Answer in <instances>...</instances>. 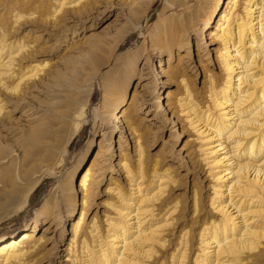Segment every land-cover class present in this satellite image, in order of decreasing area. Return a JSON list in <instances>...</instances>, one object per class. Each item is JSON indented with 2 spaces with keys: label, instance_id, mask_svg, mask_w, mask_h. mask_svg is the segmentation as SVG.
<instances>
[{
  "label": "bare ground",
  "instance_id": "obj_1",
  "mask_svg": "<svg viewBox=\"0 0 264 264\" xmlns=\"http://www.w3.org/2000/svg\"><path fill=\"white\" fill-rule=\"evenodd\" d=\"M171 1L173 0H168L169 6L172 4ZM222 1L208 0V14L204 18L203 26H208L210 21L218 16ZM3 2L10 6V9L11 6L16 8L17 5L26 6L27 3H32L34 6L40 4V0H3ZM228 2L229 11L220 18V23H217L216 18L215 32L214 35L212 34L219 42L215 53L222 64L221 78L213 83V90L210 91L206 101L200 102L194 99L188 91L184 95L176 94L174 97V102L180 107L185 121L197 133V139L200 141L198 149L207 166V174L212 180L208 206L215 214L204 218L201 223L197 232V248L192 264H252L253 261H260L262 264L264 262V0H229ZM50 3L51 5H40L42 11L38 14L40 17H37L41 19V23H36L47 27L46 30L50 33L53 27L57 26L64 33V40H67L66 31H71L74 36L76 28L80 27L79 20L96 9L99 0H51ZM16 10L9 12L14 23H18L20 17L24 20L28 19L29 13L36 12L26 10L28 13L24 14L23 10ZM197 11L194 10L193 13L179 11L180 13L175 14L171 12L163 18V23L150 37L151 50L158 54L166 53L167 67L175 68L171 70V75L181 80L184 77V67L177 65L178 53L176 54L178 61L175 65L169 66V62L173 48L186 47V52L188 51L190 34L198 32L200 39L203 38L202 30L193 20ZM134 28H139L138 24ZM6 32V28L0 27V92L6 96L0 98V122L5 125L9 122L6 120L9 111L5 103L11 100L13 103L25 105L20 112L24 115L20 117L25 122L24 128L30 127L32 132L42 131L40 140L37 136L32 137L33 141L40 142L37 146L42 147L36 152L37 159L28 163L26 159L30 151L27 149L21 155L22 163L13 157L4 169L7 170L12 166V174H0V196L3 202L13 203L11 209L13 211L5 215L9 216L27 204L31 192L38 185L42 175H51L54 172L51 160L67 151L69 142L86 122L92 85H94L92 80L96 72L90 73L84 84L78 87V91L75 82H70L67 91L61 97L58 91L51 88V81L59 73V68H52L53 62L50 63L48 58L37 61L31 57L33 50H36L34 42L29 44L22 40H7ZM125 36L126 34L121 35L118 41H123ZM69 39L73 40V38ZM208 41L210 42V38ZM202 42L199 43L205 47L207 41ZM70 44L69 49L72 47V42ZM134 52L131 53L134 56L132 60L137 57L133 55ZM65 54L63 53L61 57ZM70 56H73L72 53L66 54L63 60L70 59ZM133 65V62L129 63L131 67ZM156 69L153 67L151 72L154 90L158 75L164 72ZM98 77L101 79L103 98L101 104L95 106L92 112L97 119L96 131L98 128L105 129L101 133V145L93 163L104 153L107 157H103L111 162L113 128H117L119 132L116 140L119 152L122 150L119 147L120 140L127 132L123 141L127 142V136H131L134 155L139 159L141 134H136V115L134 117V112L130 108L131 103L128 104L129 107H122L126 103L124 95L128 76L125 74L118 79L109 75L108 78ZM43 90L47 91L46 96L49 97L50 102L41 98L39 102L44 104L42 109H39V102L33 106L27 100V94L36 91L35 95L39 97L38 93L44 94ZM134 95L133 91L132 97ZM59 98H64L62 109L55 108L60 103ZM232 98L236 101L233 102ZM159 99L157 97L161 106ZM142 102L144 98L139 99L136 105H141ZM169 111L171 114L174 112L173 109ZM115 115H117L116 121ZM244 116L247 118H243ZM14 129L18 127L14 126L9 132H15ZM2 151L3 146L0 142V154ZM6 155L7 153L3 157ZM119 157L116 164L124 172L127 189L122 191V188L111 186V181L108 183L105 192H111L117 200L115 203L110 202L115 206L113 214L105 217L102 231L89 225L80 240V236L78 237V251L72 249L69 251L68 248L67 264H185L189 246L187 233L183 230L179 232L167 262L159 258L154 261L155 246L160 248L164 245L167 238L165 231L176 219L173 217V212L177 210V202L172 203V200L167 198L168 193H165L169 178H166L165 174H157L155 185L150 186L153 185L154 180L151 179L144 187V183L137 181L138 177H135V173L133 175L132 169L129 168L128 158ZM38 159L40 161H37ZM20 165L23 169H20ZM99 172L95 175V172L89 168L84 174L79 173L78 188L82 194L81 204L88 199L92 189L89 183L92 182V178H99ZM69 175V182L61 187L58 184L55 189L56 195L50 194L35 212L32 226L25 224L17 237L7 240L4 236L0 237V264H26L29 261L28 256L36 253L41 245L38 241L42 236L36 237L33 230L41 218L52 213L54 220L61 217V210L58 207L60 201L66 206L68 219L71 220L76 196L73 191L75 190L72 182L73 174ZM28 179L26 185H19ZM111 179L110 176L109 180ZM131 185L134 187L131 188ZM67 190L68 192H65ZM195 198V193H192L193 209L196 208ZM81 216L82 212L76 222L71 220L72 244L81 230ZM1 219L3 216L0 217Z\"/></svg>",
  "mask_w": 264,
  "mask_h": 264
},
{
  "label": "rangeland",
  "instance_id": "obj_2",
  "mask_svg": "<svg viewBox=\"0 0 264 264\" xmlns=\"http://www.w3.org/2000/svg\"><path fill=\"white\" fill-rule=\"evenodd\" d=\"M183 1V3H180L173 0L169 6L168 0H99L97 10L92 8L93 10L90 11L91 13L88 16L79 20L78 26L80 27L76 28L74 36H72L71 31H66L67 40H64V33L57 26H54L55 28L53 27L50 33L49 30H46L47 27H43L44 25L39 26L36 23H41V19L38 18L40 17L38 14L42 11L40 5H51V0H40V4L37 6L32 5V3H27L26 6L24 5L25 7L22 5H17L16 8L11 6V9L15 10L14 12L17 11L16 9L19 11L21 9L24 14L27 11H36L29 13L27 15V17L29 16L28 19L24 20L20 17L18 23L12 22L13 17L10 18L11 14L9 12H13L10 6L0 0V27L6 28L7 40H22L24 43L28 42L29 44L34 42L33 45L35 44L34 48L36 50H33L34 53L31 57L37 61L48 58L50 63L53 62L54 66L52 65V68H59V73L51 81V88L58 91L61 97L64 96L70 82H75L78 91V87L84 84V80L89 77L90 73L96 72V76L92 80L94 85H92V93L88 104V118L81 126L80 131L69 142L67 151L62 155H58L57 159L51 160L54 172L51 175L44 174L41 176L38 185L31 192L27 204L16 213L5 216L9 211H13L11 210L13 203H11L12 201L3 202L0 196V217L3 216V219L0 220V237L4 236L7 240L17 237L25 224L32 226V218L44 200L50 194L56 195L55 189L58 184L61 187L64 183H68V180H70L69 174H73L72 182L75 186L73 191L76 196V204L71 220L73 219L76 222L81 212L83 219H81V230L75 237L74 244L70 242L73 240L71 220L68 219L66 206L60 201L61 204L58 207L61 210V217L54 220V213H52L53 216L50 214L41 218L42 220L40 219L33 230L36 237L42 236L38 241L41 245L36 253L28 256L29 261L26 264H67L68 248H70L69 251L78 249V237L80 236V240L81 235H84L89 225L97 227L98 231H102L104 219L113 214L115 207L110 202L115 203L117 201L111 192L107 193L104 189L110 181L113 187L122 188V191L127 189L124 172L116 164L118 158H120L119 156L128 158L129 168L132 169L133 175L135 173L134 176L138 177L137 181L144 183V187L151 179L154 180L153 185L150 186H154L157 182V174H165V177L169 178L165 193H168L167 198H170L172 203L177 202L178 211L173 212V217L176 219L173 221L172 226L165 231L167 238L164 245L160 248L155 246L154 261L159 258L167 262V258L177 242L178 234L183 230L187 233L186 239L189 246L185 264H192L197 248V232L201 223L204 218L212 217L215 214L208 206L212 180L207 174V166L204 164L203 156L200 155V149H198L200 141L197 139V133L185 121L180 112V107L174 102V97L176 94L184 95L188 91L194 99L200 102L206 101L210 91L213 90V83L221 78L223 73L222 64L216 58L215 53L218 50L219 42L213 38L212 34L214 35L215 32L216 18L219 21L217 23H220V18L229 11L230 4L229 0H223L218 10V16L213 18L214 20H211L208 26H203L204 18L208 14V0ZM32 6H34L33 9H31ZM193 9L198 10L195 15L196 18L194 17L193 20L198 23V26H196L202 30L203 38L200 39L198 32L190 34L188 51L186 52V47L183 49L181 47L173 48L171 60L168 61L169 66L175 65L178 61L176 55L178 53L179 63L177 65L184 67V77L181 80V78L171 75V70L175 68L170 69L167 67V54H158L151 50L149 47L150 37L163 23V18L166 15L168 16L171 12L172 14L180 12L193 13ZM25 16L23 15V17ZM137 24L139 28L135 29L134 26ZM46 26L49 27V25ZM123 34H126V36L123 41L119 42L118 40ZM143 34L145 35L143 36ZM69 38H73V40ZM207 38H210V42ZM80 41H83V43ZM201 41H207L205 47L200 44ZM71 42L72 47L69 49ZM132 51H135L133 55L137 56L135 60H132L134 57L131 55ZM63 53H72L73 56H70L68 60H63L66 55L61 57ZM131 62L134 63L133 67L129 66ZM153 67H156V70L161 69V72L164 71L158 75L156 90H154V83L151 78ZM125 74L128 76V81L124 95L126 103L122 107H127L131 103L130 108L134 112V117L136 115V134H141L140 158L137 159L134 155L131 136H127V142L123 141L127 132L122 135L119 146L122 150L119 152L116 141L119 132L117 128H113L111 135L114 142L112 141L111 146L113 151L110 155L111 162L104 158L107 157V154L104 153L97 158L98 160L96 159L98 162L93 163L95 154L101 145V133L105 129L98 128L96 131L97 119L92 112L95 106L101 104L103 98L101 79L98 76L108 78L109 75L118 79ZM133 91L135 95L132 97ZM42 92L44 94L38 93L39 97H36V91L30 92V94H27V100L33 106L41 98L50 102L49 97L46 96L47 91L43 90ZM4 96L5 94L0 92V98H6ZM157 97L160 98L161 106H159ZM141 98H144V102L137 106L136 102ZM233 98L232 100L235 102L236 99ZM59 102V105L55 108H64V98H61ZM166 102L169 105H166ZM39 104V109H42L44 103L39 102ZM5 106L9 111L6 119L9 122H6V125L0 122V142L3 146V151L0 154L1 175L13 173L12 166L4 170L11 158H17L22 163L21 155L28 149L30 155H28L26 161L31 163L37 159L36 152L42 149V147L37 146V144H40L39 141L32 140L33 136H37L40 140L42 131L32 132L30 127L24 128L23 124L25 122L20 119V117H24L20 112L25 108V105L13 103L10 100L9 103H5ZM172 109L174 112L171 114L169 110L172 111ZM116 117L117 115H115V121ZM243 118H247V116ZM14 126L18 129H14L15 132L13 133L9 132ZM6 153L7 155L3 157ZM22 167L20 165V169H23ZM89 168L92 172H95V175L100 171V176L98 175L99 180L95 177L92 178L91 184L89 183V186L91 185L90 189H92L88 194V199L81 204L82 194L78 188V175L79 173L84 174ZM110 176L111 180H109ZM28 181L29 179L19 183V185L24 186ZM130 187L133 188L134 186L131 185ZM65 192H68V190ZM192 193H195L196 196L195 209L192 207ZM70 202L73 203V201ZM252 264H260V261H253Z\"/></svg>",
  "mask_w": 264,
  "mask_h": 264
}]
</instances>
